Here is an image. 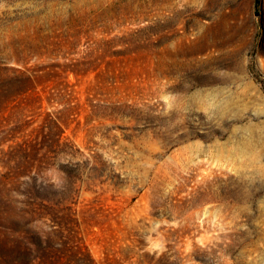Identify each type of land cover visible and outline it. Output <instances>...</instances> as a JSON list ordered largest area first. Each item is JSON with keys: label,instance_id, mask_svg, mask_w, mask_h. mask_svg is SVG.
<instances>
[{"label": "rangeland", "instance_id": "374dc122", "mask_svg": "<svg viewBox=\"0 0 264 264\" xmlns=\"http://www.w3.org/2000/svg\"><path fill=\"white\" fill-rule=\"evenodd\" d=\"M0 264H264V0H0Z\"/></svg>", "mask_w": 264, "mask_h": 264}]
</instances>
